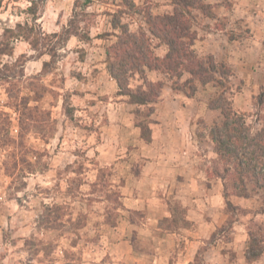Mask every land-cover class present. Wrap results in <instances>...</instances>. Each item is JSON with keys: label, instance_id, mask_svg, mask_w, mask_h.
I'll list each match as a JSON object with an SVG mask.
<instances>
[{"label": "rangeland", "instance_id": "rangeland-1", "mask_svg": "<svg viewBox=\"0 0 264 264\" xmlns=\"http://www.w3.org/2000/svg\"><path fill=\"white\" fill-rule=\"evenodd\" d=\"M34 1L36 13L30 14L31 0H0V42L6 27H33L30 40L11 38V54L0 56V142L8 143L0 146V264L107 263L111 258L101 247L116 239L106 224L116 221L122 176L112 166L99 165L95 147L107 122L104 102L119 97L106 70V49L120 34L111 20L118 13L135 31L146 28V13H171L174 5L172 0H133L135 11L126 0ZM203 1L204 9L194 11V50L205 61L212 55L230 73L221 83H198L191 97L182 92V102L156 110L161 90L157 103L135 105L129 118L144 124L147 136L154 120L193 119L200 195L213 197L218 223L200 239L189 264H264V251L253 261L244 254L250 222L264 224L262 192L248 184L249 198L233 193L230 181L219 177L224 166L208 137L209 128L222 120L220 110L208 106L220 94L254 131L261 126L255 99L264 89V0ZM147 75L171 88L163 74ZM188 76L185 72L181 81ZM141 82L138 75L129 79L131 87ZM99 85L109 93L94 91ZM224 193L238 210L228 211ZM173 202V219H160L148 234L131 236L136 250L161 254L156 244L167 243L166 228L177 230L175 256L186 246L182 229L190 225L178 198Z\"/></svg>", "mask_w": 264, "mask_h": 264}, {"label": "trees", "instance_id": "trees-1", "mask_svg": "<svg viewBox=\"0 0 264 264\" xmlns=\"http://www.w3.org/2000/svg\"><path fill=\"white\" fill-rule=\"evenodd\" d=\"M172 3L174 8L171 13H146V28L140 27L135 31H131L121 22L120 14L113 15L112 27L120 29V34L116 35L117 40L106 49V70L117 83V94L125 96L129 103L137 106H152L151 104L157 103L164 82L150 78L147 75L150 71L166 76L171 81L173 90L183 92L188 97L195 93L198 83H221L230 73V69L226 65H218L212 55L205 61L194 50L197 37L193 29L196 18L194 11L204 9V1L172 0ZM126 4L135 11L138 10L133 0H126ZM36 9L35 1L31 0L27 7L28 13L35 14ZM32 33L33 27H28L27 24L17 23L16 30L6 27L2 34L3 41L0 42V56L11 54V38L22 37L30 40ZM84 36L88 38L89 35ZM36 42L37 40H34L32 44L36 46ZM162 45L166 47V51L159 55L156 49ZM185 72H188L189 76L181 81ZM217 73L220 75L217 76ZM135 75H138L142 82L136 87H131L129 79ZM255 105L260 112L262 123L260 128L254 131L246 122L245 115L235 110L223 94L218 95L208 106L219 109L222 120L209 128L208 137L213 142L215 154L224 166L223 174L219 177L227 178L233 193L239 197H250L248 184L260 189L264 204V89L257 94ZM30 110L34 111V108ZM136 124L140 127L141 136L150 140V136L144 133L145 125L141 122ZM16 140L11 138L12 143ZM6 142L1 141L0 146L8 144ZM224 197L228 211L238 210L227 198V194L224 193ZM250 224L244 254L248 261H253L264 251V224L253 221Z\"/></svg>", "mask_w": 264, "mask_h": 264}, {"label": "crops", "instance_id": "crops-1", "mask_svg": "<svg viewBox=\"0 0 264 264\" xmlns=\"http://www.w3.org/2000/svg\"><path fill=\"white\" fill-rule=\"evenodd\" d=\"M163 48L159 55L165 53L166 47ZM151 72L156 71L148 73ZM109 84L115 85L114 81ZM104 85H99L100 89L94 91L108 94ZM171 90L164 86L162 101L158 102L156 110L182 102L183 93ZM121 98L119 95L113 101L109 97L104 102L107 122L100 127L104 132L103 141L95 147L99 165L112 166L115 175L122 176V182L118 185L120 204L115 209L118 215L115 222L106 224L116 239L101 247V253L107 252L111 258L102 264H189L200 239L207 238L218 223L213 197L208 195L202 198L200 195L196 163L199 155L193 139V119L154 120L149 127L150 140H146L141 136L140 127L134 119L129 118L135 104ZM105 142L111 143L106 145ZM175 198L184 208L185 218L190 225L182 229L188 236L186 246L177 250L175 256L173 237L177 230L166 228L164 236L167 237V243L156 244L161 254L150 256L146 251L136 250L131 244V236L134 233L148 234L147 231L152 230L160 219H173L175 210L172 205ZM205 208L210 218L205 217ZM129 212L137 213L139 218H128L125 213ZM9 216L7 214V219ZM11 216L14 217L13 214ZM0 247L3 248L2 245Z\"/></svg>", "mask_w": 264, "mask_h": 264}]
</instances>
